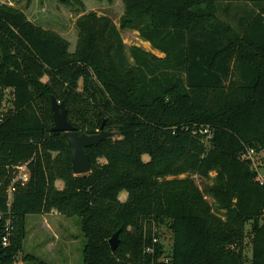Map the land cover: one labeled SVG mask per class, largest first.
Segmentation results:
<instances>
[{
	"label": "trees",
	"instance_id": "trees-1",
	"mask_svg": "<svg viewBox=\"0 0 264 264\" xmlns=\"http://www.w3.org/2000/svg\"><path fill=\"white\" fill-rule=\"evenodd\" d=\"M121 2L119 28L92 12L77 18L73 51L0 4V109L5 92L12 96L0 118V213L15 166L29 170L15 185L0 264L19 261L26 216L52 212L80 218L83 264H151L165 252L158 241L153 256L144 251L152 224L171 232L169 264H264V183L247 157L264 151V0L237 28L212 0ZM124 29L163 56L126 47ZM50 96L78 134L114 133L85 147L88 174H73L67 143L51 130ZM191 175L210 182L199 189Z\"/></svg>",
	"mask_w": 264,
	"mask_h": 264
},
{
	"label": "rangeland",
	"instance_id": "rangeland-1",
	"mask_svg": "<svg viewBox=\"0 0 264 264\" xmlns=\"http://www.w3.org/2000/svg\"><path fill=\"white\" fill-rule=\"evenodd\" d=\"M82 5L75 0H0V4L6 3L22 10L27 19L45 29L52 30L60 34L69 42V51H73L76 43L75 22L83 14L92 12L96 16L106 17L111 20L117 28L120 26V17L123 13L121 0H80ZM214 13L222 21L238 27L241 20H245L249 15L257 10L254 0H212ZM121 38L126 47L137 46L148 52L162 57L163 54L152 49L151 45L143 41L137 31L124 29L120 30ZM12 96L9 91L5 92L4 100L1 103L0 118H4L12 109ZM254 162L257 165L260 180L264 183V151L254 154ZM143 160H148L147 155L142 156ZM26 166L27 162L21 163ZM20 165V164H19ZM15 174L10 183L15 182ZM187 174L168 176L167 179H182ZM214 176V173H210ZM190 178L202 189L210 182L204 178L191 175ZM258 181H260L257 178ZM9 185V186H10ZM61 187V183L57 184ZM8 186V187H9ZM210 204L213 201L205 197ZM126 194L120 195V200L125 201ZM249 225L246 226L247 236L244 241V256L247 260L251 257V242L249 236ZM152 236L161 243L165 252H168L172 239L171 232L167 226H151ZM85 244V237L81 231L80 218L78 216H66L57 212L50 214H32L26 216L25 237L22 241V249L18 255V263L22 262L23 256L34 257L37 264H83L82 251ZM246 260V261H247ZM16 264V263H15ZM246 264H249L248 262Z\"/></svg>",
	"mask_w": 264,
	"mask_h": 264
},
{
	"label": "water",
	"instance_id": "water-1",
	"mask_svg": "<svg viewBox=\"0 0 264 264\" xmlns=\"http://www.w3.org/2000/svg\"><path fill=\"white\" fill-rule=\"evenodd\" d=\"M50 107L52 111L53 127L51 128L54 132L62 133L65 139L71 160V170L74 175H85L91 171V164L89 156L85 151V147H90L97 144L98 142L110 138L114 135L113 132H109L103 129L95 134H78L76 129L67 120V110L62 102H59L54 96H50ZM119 233L115 232L109 239L108 243L112 250H115L119 243ZM16 264H37L29 262H20Z\"/></svg>",
	"mask_w": 264,
	"mask_h": 264
},
{
	"label": "built area",
	"instance_id": "built-area-1",
	"mask_svg": "<svg viewBox=\"0 0 264 264\" xmlns=\"http://www.w3.org/2000/svg\"><path fill=\"white\" fill-rule=\"evenodd\" d=\"M254 153L252 151L248 152L247 157L251 158L253 162L254 168L257 170V165L254 162L253 156ZM26 166L24 164H20L15 166V182L23 186L29 179V173L25 170ZM261 177L258 173L257 178L260 180ZM261 183H263L260 180ZM15 191V185L11 184L7 188V211L4 213H0V247L5 248L10 244V236L12 234V217L10 215V204L12 201L13 193ZM157 243V239L153 236L151 245L145 247L144 251L146 254L153 256L155 253V244ZM18 263V262H16ZM15 264V263H14ZM151 264H169V258L167 254L164 252H160L159 256L156 259H152Z\"/></svg>",
	"mask_w": 264,
	"mask_h": 264
}]
</instances>
